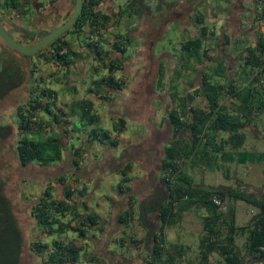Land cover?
<instances>
[{
  "label": "crops",
  "instance_id": "obj_1",
  "mask_svg": "<svg viewBox=\"0 0 264 264\" xmlns=\"http://www.w3.org/2000/svg\"><path fill=\"white\" fill-rule=\"evenodd\" d=\"M205 2H208V0ZM106 3V9L103 14L109 16V20L106 26L97 32L99 40L97 46L100 48L98 56L82 44L81 40H84L86 36L93 37L89 35V29L84 28L79 35L75 34L73 37L70 38L69 36L68 38L71 47L68 58L72 61L69 65H62L54 58H49L48 52L43 54L49 59L34 56L26 64L27 68L29 67L27 77L30 80L26 101L28 102L36 94L39 95L42 88L48 89L54 95L49 107L51 113L60 117V121L55 122L50 116H46L40 111L36 114L38 121L42 123L43 134L45 136L50 133L56 134L58 142L60 141L62 145L60 160L50 166L40 168H55L58 163H64L65 161L70 163L65 165L66 171L58 175L53 174L50 180L44 179L45 182L37 184L34 180H31L30 183L21 181L19 193L22 192V199L28 200L29 204H31L32 199L39 198L45 190H48L51 199L67 205L70 209L75 207L77 214L84 220L85 216L94 214V217H92L93 224L89 225L88 223L90 222H85L84 226L80 227L81 236H78L76 232L66 230L61 234L51 233L47 235L35 225V233L31 234V240L45 243V249L38 254L39 257L44 259V253L48 254L53 251L55 242H59L61 245L71 243L73 246L80 248L77 261L73 264H106L98 257L97 260L91 262L89 259L92 256L86 255V252L93 248L89 242L100 243L102 240L104 241L103 238L107 237L108 234L110 243L102 241L105 244L103 251L112 252L113 248L117 246L120 247L118 249H125V247L127 249H136L137 247L139 248L138 252H140L139 256L147 257L149 248L145 244V240L148 239L149 244V234L154 227H157V225H150L152 222L148 221V216L156 219V213L142 215L140 204L149 202L153 194L160 190V185L158 184V179L161 175L160 167L159 171L154 172L152 175L147 173V178H152V181H150L151 186L148 181H142V184H145L140 188L141 190L133 187L134 180H140L143 173H145L138 160L132 159L130 161L129 170L124 175L120 174V170L128 162V158L124 159L123 164L113 172L107 170L97 171L94 168L90 175H86L85 171L81 170L87 163L98 164L102 158L107 156L120 163V159L123 158V152L136 146L139 142L146 141L149 138L150 131L158 133L160 130H164L169 135L162 142L159 149V152H161L160 160L163 156L162 149L171 140L167 121L168 113L171 110L184 111L186 113L189 107L195 109L204 108L205 100L199 88L202 74L206 73L208 75L207 81L209 82L219 81L221 78L218 79V76L211 75L213 63H208L203 58L187 56L181 50L183 43L200 37L203 31L205 35L203 47H207L208 41H217V47L225 56L217 61H222L225 72L228 67L233 68L231 76L226 74L228 79L236 84V79L233 75L236 66L235 59L242 58L244 60V50L248 47H254L257 37L263 34L260 21L255 20L257 2L252 5L250 17L246 16V7L234 15H225L223 12V14H206L205 12L201 15L197 12L196 6L202 2L197 3L194 0H106ZM160 3L164 5V9L160 6ZM155 4L156 6H154ZM163 12L165 13L163 14ZM163 18L164 23L161 22ZM170 21L178 23L177 32L186 35L179 43L173 46L174 54L180 52L181 55L176 57L177 54L166 52L157 55L156 70L157 73L159 69L163 72V86L156 88V92H152L153 97L157 96L156 103L153 102L151 107H149V104L143 103L132 104V98L139 95L136 89L140 87L143 80L147 62L148 64L151 63L150 61L154 62L153 59L147 57L149 50L151 52V41L149 40V45L144 43L139 33L141 31L144 33L148 30V33L153 34L161 31L162 27L165 30L166 23ZM95 37L97 39V36ZM130 38L132 42H129ZM116 42L122 46L123 52L117 51L114 46ZM146 45L147 48L145 49ZM128 47L132 49L131 56L127 54ZM144 49L147 53L146 57L142 58L141 55H144ZM111 65L113 68L110 67ZM109 78L111 82L120 84L118 89H114L107 84ZM243 78L244 75L240 74L238 85L246 81ZM50 84H54L55 89ZM141 95H145L144 92ZM220 102L227 107L228 111L234 110V107L229 105L227 101L220 100ZM84 104L88 105L89 113L93 115L91 121L88 117L81 114L80 108ZM156 114L157 118L155 117ZM257 114L259 113L251 116V122L248 125L239 128L238 132L244 136L241 145L236 150L230 149L229 145H225L223 152L264 153V138L261 135V130L255 128L254 122H252V119ZM75 119H78L80 126L83 128L82 131L75 126ZM119 119L123 120L122 127L117 131H112V128L118 124ZM127 121L143 125L145 128L144 135L141 137L132 138L129 136V138H123L121 133L126 128ZM100 122H105V126L102 128L92 127L93 124L96 125V123ZM92 129L110 131L109 137L116 140L115 145L112 146L107 141H104V143L90 141L87 133ZM226 137L227 134L224 132L216 133V141ZM73 138H76L75 145L71 143ZM176 139L186 140L188 135L186 132H180ZM75 149H78L80 153L77 166L71 164L73 157L69 159L65 155L72 156V152ZM147 151L145 150V153L148 154ZM95 160L97 161L94 162ZM15 162L18 163L17 161ZM177 164L180 169L186 171V174L195 185L198 184V181H195V177L198 174H202L201 177L203 179L205 174L221 171L227 177L229 175L228 166L231 167L230 170H238L239 173L235 172V176L238 175L243 178V181L238 183L242 187L260 186L264 180V164L262 162L239 163L236 162L235 156L232 161L224 162L219 155L217 165L220 169L218 170L208 169L202 159L197 160L194 165L183 159L178 160ZM112 175L117 177L115 182L106 183V180L110 182L109 179ZM92 178H97V182L94 181L93 183ZM122 179L125 182H122ZM205 184L207 185V183ZM66 187H72L73 189L68 197L64 196ZM91 188H93L92 191H90ZM97 190L98 194H95ZM247 192L250 191L247 190ZM29 194H34V198L30 200ZM186 211L182 212L177 222L168 228L178 225L179 219L184 218ZM69 217L70 212L68 213L67 211L65 217H54V220L64 222ZM71 225H75L74 222H71ZM37 232L38 236L36 238ZM28 251L31 257L34 256L30 250ZM143 252H147V255ZM112 253L117 256L120 255L119 252ZM85 255L86 257H83ZM35 257L38 258L37 256Z\"/></svg>",
  "mask_w": 264,
  "mask_h": 264
},
{
  "label": "trees",
  "instance_id": "obj_2",
  "mask_svg": "<svg viewBox=\"0 0 264 264\" xmlns=\"http://www.w3.org/2000/svg\"><path fill=\"white\" fill-rule=\"evenodd\" d=\"M6 8L19 9L16 0H3ZM264 3V0H262ZM96 0H83L82 10L76 19L73 27L64 36L57 38L45 48L34 55L43 59L54 58L62 65H69L72 61L68 58L71 47L67 36L79 35L84 28L89 29V35L97 36L95 41L91 37L82 39V44L91 49L94 54L99 55L97 32L103 29L109 16L94 12L92 7ZM24 5V4H23ZM21 4V6H23ZM20 6V7H21ZM39 7V4L35 5ZM257 11V10H255ZM27 13V10L21 11ZM196 21H198L196 19ZM204 31L200 37L188 40L181 45V50L187 56L203 58L205 61L212 60L207 55L209 50L203 47ZM88 39V41H86ZM263 43L262 36L257 37L254 47L244 50V64L250 71L244 74L246 81L241 85H235L229 80L222 62L216 61L212 67L211 75L218 76L216 81H207L208 75L202 74L199 88L205 100L203 109L189 107L187 112H177L171 110L167 115L170 129V142L162 149V158L159 160L161 175L158 179L160 190L156 191L149 202L140 204L142 215L146 213H156L157 227L150 232V244L144 264H175L174 261L182 255L181 249L170 255L165 251L164 231L173 226L180 214L188 209L195 212L201 210L199 215L202 236L199 240L200 257L198 264H204L208 256L217 252L223 264H245V260L234 245L235 234H246L245 250L247 258L257 263L264 264V191L260 193L257 200L251 192L237 190L231 187H213L193 184L192 179L186 174L185 170L179 168L177 161L183 159L188 163L195 164L202 159L205 166L210 170H218L217 165L219 155L222 161L230 162L236 157V162H250L264 164V153L252 154L249 152H223L224 146L229 145L230 149L236 150L243 141V134L239 133L240 127H244L251 122V116L264 110V58L260 51ZM119 52H123L120 44L114 43ZM48 52L49 58L43 53ZM113 68V66H110ZM25 71L13 58L5 59L0 65V100L9 92L18 88L24 81ZM163 72L159 69L156 77V88H161ZM110 87L118 89L120 84L111 82ZM54 95L48 89L42 88L40 94L32 96L28 102L16 107V141L14 145L15 160L21 167L35 164L38 167H47L60 160L62 145L57 140V135L50 133L48 136L43 134L42 123L36 116L40 111L46 116H50L53 121H60V117L51 113L50 103ZM225 100L234 107L233 111H228L227 107L220 102ZM81 114L88 117L90 121L93 115L89 113V107L84 104L80 108ZM186 116V117H185ZM34 119V120H32ZM123 125V120L119 119L118 124L112 128L117 131ZM11 128L8 125H0V138L4 139L10 135ZM180 132H186L188 139H176ZM224 132L227 134L225 139L216 141V133ZM110 131H97L92 129L87 133L90 141L115 145L116 140L110 139ZM137 149V148H136ZM72 156L79 157L78 149L72 152ZM129 154L125 157L128 158ZM131 158L120 170L124 175L129 170ZM73 166L78 165V161L72 160ZM118 164V161H117ZM228 177V175H227ZM122 182H125L122 179ZM72 187L64 189V196L71 194ZM218 198L221 202L228 205L226 213L219 211L211 199ZM236 200L243 201L258 212L254 215L246 226H236L234 223V209L232 203ZM70 212V217L66 221L54 220V217H65V213ZM29 216L41 232L50 235L51 233L61 234L64 230L76 232L81 236V229L85 222L93 224V215L81 218L75 209H70L63 203H58L51 199L48 190L42 196L36 198L30 204ZM74 222L75 225H71ZM77 223V224H76ZM223 230L224 234L221 233ZM136 243V242H134ZM23 238L17 225L16 218L12 212L11 203L4 192V182L0 179V264H19L22 252ZM148 245V239L145 240ZM45 249V243L30 241L29 250L37 256L42 264H73L77 261L80 252L79 247L71 243L61 245L55 242L54 250L44 253L45 259L39 257V252ZM43 255V256H44ZM91 262L97 260L94 256L89 259Z\"/></svg>",
  "mask_w": 264,
  "mask_h": 264
},
{
  "label": "rangeland",
  "instance_id": "obj_3",
  "mask_svg": "<svg viewBox=\"0 0 264 264\" xmlns=\"http://www.w3.org/2000/svg\"><path fill=\"white\" fill-rule=\"evenodd\" d=\"M29 4L27 5L28 11L30 9L36 8V12L33 13V18L36 19L37 17H50L52 14V11L56 10L60 12V15H64L65 13L69 14V12L72 10L73 6V0H28ZM178 1V0H175ZM197 3L202 2L201 4L196 6L197 12L199 14H212V13H224L225 15H234L235 9H240L239 2L244 4L246 7L245 13L246 16L250 17L252 12L250 13V10L252 9V5L257 2L258 0H208V2H205L207 0H194ZM252 3V4H251ZM39 4V7L35 5ZM157 4V3H156ZM156 4L154 6H156ZM107 5V3H106ZM159 5V4H158ZM160 6L163 7L160 3ZM166 7V6H165ZM106 9V6H105ZM167 9V7H166ZM165 9V11H166ZM35 11V10H34ZM165 12H163L164 14ZM222 13V14H223ZM29 16V14L27 15ZM27 16H21V20L24 22L27 19ZM162 17V16H161ZM15 18L18 20V16H15ZM126 18V17H125ZM167 19V18H165ZM60 18L59 15L57 16L54 24H58ZM162 23H164V18L161 20ZM166 29L164 30L162 27L161 31H157L156 33L150 34L148 33V30L144 33L141 31L139 36L143 39L144 43H150L151 52L149 50L148 58H151L154 60V62L150 61L151 63L146 65L145 72L143 75V80L141 81L140 87L136 89L139 95H136L132 98V104L133 103H143V104H149V107L153 105V102L156 101L157 96L153 97L152 92H156V86H155V79H156V56L159 55L162 52H166L169 54H174L173 46H175L176 43H179L181 39H183L185 34H181L177 32L178 29V23L175 21H170L166 23ZM163 31V32H162ZM67 39L69 36L66 37ZM150 40V41H149ZM132 42L131 38L130 41ZM219 43V42H218ZM217 41H208L207 48L209 49V52L207 55H210L209 57L212 58L209 62L213 63V66H215L217 63L216 61L219 59H223L225 56L220 52L219 47H217ZM147 48V45L145 49ZM7 53L12 56L11 58H16L15 61L20 65V68L22 71H25L24 81L23 83L16 89L9 92L3 99L0 100V124L2 125H8L11 128L10 135L7 138H0V179L4 182V192L6 196L8 197L10 203L12 212L16 218L17 225L21 231L22 238H23V244H22V257L20 258L19 264H42L41 261L36 258L35 256L30 255L29 253V243L31 241V234L35 233L34 231V222L29 216V208H30V202L25 201L22 195V192L19 190V184L20 182H26L30 183L31 180L36 181V183L45 182L44 179H51V176L53 174H59L66 171V164L69 165V161H65L64 163H58L55 168H40L35 164H30L25 167H21L18 163L15 161V154H14V145L16 141V130H15V121L16 116L15 109L16 107L25 104L27 101V89L30 80L27 77V71L29 70V67L27 68L26 62L29 59H18L17 55H15L12 51H10L8 48ZM144 49L143 53L144 55H141L143 58L146 57V50ZM149 49V47H148ZM147 49V51H148ZM6 54V53H5ZM4 54V57H1L0 55V61L5 60L6 55ZM127 54L132 55V49L130 47L127 48ZM155 57V58H153ZM177 54L176 57H179L181 55L180 52L175 53ZM174 54V55H175ZM208 62V63H209ZM222 62V61H221ZM236 66L233 71V75L236 79V84L238 85L240 74L243 76L244 74L248 73L250 71L249 67L244 64V60L242 58H236L235 59ZM233 68H227L226 73L231 76V71ZM224 81V79H221ZM79 84H81L79 82ZM53 89H55L54 84H50ZM149 91V95H148ZM145 95H141V94ZM141 93V94H140ZM148 96H147V95ZM118 96V95H117ZM119 99V97H117ZM121 98V96H120ZM156 103V102H155ZM139 108V107H138ZM141 108V107H140ZM98 109V107H97ZM79 112V110H78ZM157 118V114L155 115ZM252 122H254L255 128H258L261 130V135L264 138V110L259 112L257 116L252 119ZM75 126L80 128L82 131L83 128L80 126V123L78 119H75ZM105 126V122H100L93 124L92 127L96 128H102ZM167 131L160 130V132H153L150 131L149 138H147L146 141L139 142L136 146L129 148L128 150H125L123 152V158L120 159V163H116V161L112 160L110 156L102 158L100 163L98 164H86L83 170L85 171L86 175H90L91 171L95 168L97 171H103L107 170L109 172L116 171L124 162V159H127L125 157L126 154H129L128 159L131 158L134 160H138L140 166L145 170V173H143V176L140 180L136 181L134 180L133 187L134 189H139L144 186L142 184V181H148L150 186L152 181V178H147V173L152 175L154 172L159 171V158L161 157V152H159V149L161 147L162 142H164L165 138L168 137L169 133H166ZM145 133V128L143 125L139 123H134L132 121H127L126 128L122 131V137L123 138H129V136L133 137H141ZM72 144L75 145L76 138H73L71 141ZM137 148V149H136ZM145 150H148V154L145 153ZM63 155V153H62ZM67 158L71 159L72 157L79 161V157L75 156H68V154H65ZM70 155V153H69ZM95 160L94 162H96ZM81 162V161H80ZM119 162V161H118ZM33 165V166H32ZM72 168V166L70 165ZM57 168V169H56ZM231 167L228 166L229 175L228 177H225L223 172H212L211 174H205L203 179L201 175H196L195 181H198L199 185L203 186H213V187H231L235 188L237 190L246 191L249 190L251 192V195L254 196L257 200L259 199L260 193L264 191V180L260 186H252V187H242L241 184H238L239 182L243 181V178L239 177L238 175L235 176V172L238 174L237 171L230 170ZM85 175V174H84ZM207 177V178H206ZM116 176L112 175L110 176V182L106 180V183H112L115 182ZM93 183L94 181L97 182V178H92ZM204 183H207V185ZM24 185V183H22ZM249 188V189H248ZM93 188H91L90 191H92ZM99 190V188H98ZM98 190L95 194H98ZM100 193V191H99ZM30 200L34 198V194H29ZM29 200V201H30ZM32 199L31 201H33ZM232 207L234 209V223L236 226H246L248 223H250L252 217L257 214L258 210L255 207H252L251 205L236 200L232 203ZM203 211L195 212L193 209H188L184 213V218L179 219L178 225H175L174 227L167 228L164 231V238H165V251L167 255H170L172 253L177 252V248L181 249L182 255L180 258L176 259L174 261L175 264H198L199 263V257H200V248H199V240L202 236V230L200 226V219L199 215L202 214ZM151 221L150 225H158L155 217L148 216V221ZM149 224V222H147ZM156 228V227H155ZM221 233L224 234L223 230H221ZM38 232L35 235L37 238ZM245 237L246 234H235L234 237V245L242 255L243 259L245 260V264H260L256 261L250 260V258H247L246 250H245ZM104 241L108 243L109 242V234L107 237L103 238ZM89 242L90 245H92V249L90 248L87 250L86 255H91L94 257H98L102 259L106 264H144V258L140 257L138 252V249H118L119 246L116 248H113L112 252H119L120 255L117 256L116 254H113L112 252L103 251V247H105L103 242ZM110 243V242H109ZM150 244V242H149ZM148 244V248H149ZM120 248V247H119ZM144 254L147 252H143ZM83 256V257H86ZM82 261V260H81ZM86 264V263H85ZM204 264H223V261L221 257L218 255L217 252H213L210 254L207 258V260L204 262Z\"/></svg>",
  "mask_w": 264,
  "mask_h": 264
},
{
  "label": "flooded vegetation",
  "instance_id": "obj_4",
  "mask_svg": "<svg viewBox=\"0 0 264 264\" xmlns=\"http://www.w3.org/2000/svg\"><path fill=\"white\" fill-rule=\"evenodd\" d=\"M17 4L19 6V9H12V8H6L4 6V1L0 0V23L2 24L3 28L17 41H19L23 45H31L35 43L39 38H41L45 33L52 30L54 27H56L58 24H60L68 15L65 13L64 15H60V12L56 10L52 11V14L50 17H37L36 19L33 18V13L36 12V8L30 9L28 11L27 5L29 4L28 0H16ZM240 9H235V13H239L240 11L244 10L245 6L239 2ZM27 10V13H21V11ZM35 10V11H34ZM29 14V16H27ZM59 15V22L58 24H54L57 16ZM15 16H18V20L15 18ZM21 16L26 17L27 19L24 22L21 21ZM24 30L26 31H35L39 30V33L36 35L29 36L24 33ZM8 48L10 51H12L9 47H7L2 40L0 39V55L1 57H4V54L6 55L5 59H10L12 56H10L7 53ZM13 52V51H12ZM15 55H17L18 59H30L31 57H34L35 55L31 56H23L18 53L13 52ZM37 53V52H36ZM16 58H14L15 60ZM17 60V59H16ZM4 61V60H3ZM3 61H0V65ZM16 62V61H15ZM27 63V62H26Z\"/></svg>",
  "mask_w": 264,
  "mask_h": 264
},
{
  "label": "water",
  "instance_id": "obj_5",
  "mask_svg": "<svg viewBox=\"0 0 264 264\" xmlns=\"http://www.w3.org/2000/svg\"><path fill=\"white\" fill-rule=\"evenodd\" d=\"M83 0H73L72 10L66 16V18L54 27L52 30L48 31L39 38L35 43L31 45H23L19 41L15 40L2 26L0 23V39L2 42L9 47L13 52L18 53L23 56H31L36 52L45 48L48 44L65 35L76 22L81 10H82ZM24 33L32 36L39 33V30L26 31Z\"/></svg>",
  "mask_w": 264,
  "mask_h": 264
},
{
  "label": "built area",
  "instance_id": "obj_6",
  "mask_svg": "<svg viewBox=\"0 0 264 264\" xmlns=\"http://www.w3.org/2000/svg\"><path fill=\"white\" fill-rule=\"evenodd\" d=\"M105 6H106V0H96V4L92 7V10L94 12H98L100 14H103V11L105 10ZM257 13H256V21H260L261 26L263 28V34H262V38H263V43H262V47H261V51H260V55L262 58H264V3L262 2V0H258L257 1ZM92 41L96 40V37L93 36L91 38ZM209 52V50L207 51V53ZM210 56V55H208ZM264 102V101H263ZM34 120V119H32ZM212 203L218 207L219 211L222 213H226L228 210V205L225 202H221L218 198L216 197H212L211 199Z\"/></svg>",
  "mask_w": 264,
  "mask_h": 264
}]
</instances>
